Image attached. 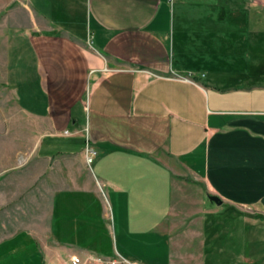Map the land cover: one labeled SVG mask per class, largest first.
<instances>
[{
  "label": "crops",
  "instance_id": "1",
  "mask_svg": "<svg viewBox=\"0 0 264 264\" xmlns=\"http://www.w3.org/2000/svg\"><path fill=\"white\" fill-rule=\"evenodd\" d=\"M0 117L56 239L0 264H264V0H0Z\"/></svg>",
  "mask_w": 264,
  "mask_h": 264
},
{
  "label": "rangeland",
  "instance_id": "2",
  "mask_svg": "<svg viewBox=\"0 0 264 264\" xmlns=\"http://www.w3.org/2000/svg\"><path fill=\"white\" fill-rule=\"evenodd\" d=\"M11 108L13 106L8 99L6 110L10 111ZM0 119V246L10 241L18 245L25 242L37 245L47 242L56 246V239L50 236L51 214H43L41 164L34 163L33 185L27 187L31 175L23 163L24 155H13V143L16 141L7 135L13 125L3 121V117ZM205 193L191 179L181 178L178 182L167 220L177 247L185 242V234L192 228H201L197 223L200 219L197 218L202 214L205 202L211 206L217 205L211 200L207 201ZM193 242H197V238ZM53 253L58 256L56 250ZM121 260L119 256H114L111 261L100 264H120Z\"/></svg>",
  "mask_w": 264,
  "mask_h": 264
},
{
  "label": "built area",
  "instance_id": "3",
  "mask_svg": "<svg viewBox=\"0 0 264 264\" xmlns=\"http://www.w3.org/2000/svg\"><path fill=\"white\" fill-rule=\"evenodd\" d=\"M98 155V150L92 146L91 144L87 143V146H86V161L89 165H92L94 160H95V157ZM72 261L74 264H79L81 262L80 258L75 255L73 256L72 258ZM124 264H140L138 262H129L127 260H124L123 262Z\"/></svg>",
  "mask_w": 264,
  "mask_h": 264
},
{
  "label": "water",
  "instance_id": "4",
  "mask_svg": "<svg viewBox=\"0 0 264 264\" xmlns=\"http://www.w3.org/2000/svg\"><path fill=\"white\" fill-rule=\"evenodd\" d=\"M209 197H210L211 200L215 201L216 203L221 204V200H220V198L218 196L210 195Z\"/></svg>",
  "mask_w": 264,
  "mask_h": 264
}]
</instances>
